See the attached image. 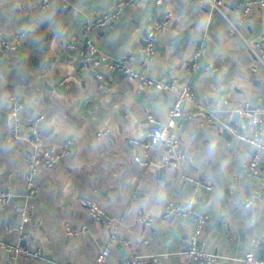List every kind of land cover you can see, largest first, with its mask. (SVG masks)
Masks as SVG:
<instances>
[{
	"label": "crops",
	"instance_id": "0c3cea01",
	"mask_svg": "<svg viewBox=\"0 0 264 264\" xmlns=\"http://www.w3.org/2000/svg\"><path fill=\"white\" fill-rule=\"evenodd\" d=\"M118 1L52 0L42 9L41 0H0V30L8 38L24 34L17 51L0 50V191L15 194L0 204V264H93L111 228L92 218L82 199L103 206L119 224L123 241L113 246L107 264L133 254L155 257L158 264H200L187 254L199 217L205 218L206 249L219 255L213 264H245L248 253L259 252L256 239H264V197L252 199L258 183L245 172L254 147L202 118H180L183 165H164L167 145L152 141L148 115L167 123L176 91L158 90L104 64L92 66L82 60L80 48H68L87 20ZM245 1L224 0L222 14L189 0H133L114 22L92 30L91 38L100 52L153 77L192 84L199 103L221 121L237 122L240 104L255 108L264 100V66L248 45L263 34L264 5L251 7L241 33L230 22H237ZM164 20L157 52L147 59L144 37ZM197 52L200 67L190 71ZM14 98L22 104L25 132L43 116L38 124L43 145L60 149L71 141L67 157L34 174L32 195L27 161L35 147L26 137H11ZM142 143H149L147 149ZM261 166L264 172V153ZM170 201L190 210V217H166ZM23 210L29 222L22 221ZM139 214L149 222H140ZM67 226L84 230L70 235ZM17 244L41 256L6 253L4 245Z\"/></svg>",
	"mask_w": 264,
	"mask_h": 264
},
{
	"label": "built area",
	"instance_id": "2783aa9c",
	"mask_svg": "<svg viewBox=\"0 0 264 264\" xmlns=\"http://www.w3.org/2000/svg\"><path fill=\"white\" fill-rule=\"evenodd\" d=\"M133 0H119L114 9L99 14L87 20L82 27V36L78 40L68 43L70 49H81L82 60L92 66L100 64L106 65L109 69L121 72L126 76L135 78L145 85H150L161 91H176L177 97L170 110V120L167 123H161L154 114H149L148 118L151 123L150 136L154 143H165L167 145V152L162 156L163 164L179 168L183 165L185 156L181 151L179 140L177 137L176 127L179 118L192 120L195 118H202L206 123L221 126L222 129L228 130L230 134L239 140H243L251 144L255 151L251 160L245 167V172L255 179L258 183L252 199L264 197V172L262 170L261 161L264 153V100L255 108H252L248 102L239 105L238 114L241 120L237 122L221 121L214 110L204 106L197 101L196 91L192 84H179L177 78H156L150 74L136 68L133 64L124 59L114 58L111 55L100 52L99 48L91 38L92 30L103 28L114 22L121 14L124 7L131 3ZM52 0H41L42 9H47ZM264 5V0H246L238 8V19L231 25L233 28L241 33L240 25H242L250 12L253 5ZM191 5L207 4L211 12H220L224 14V0H189ZM168 22L166 20L156 22L151 26L143 40L142 51L147 59H152L157 52V38L159 34L165 29ZM24 34H14L12 38H8L0 30V50L4 52H13L19 49ZM249 48L258 60L264 66V31L260 39L254 44H248ZM199 52L195 55L194 59L188 63V69L194 71L200 67L198 60ZM99 79L103 80L102 75H98ZM187 103H193L191 106ZM22 104L18 99L14 98L10 102V116H11V137L14 139L26 137L35 147L34 152L30 155L27 161V183L29 186V195L34 193L33 176L43 167H53L58 165L62 159L67 157L71 152V141H67L63 146L58 149L54 145H43L38 131V124L43 116L35 118L29 123V129L24 131L25 124L21 119ZM246 128L251 129V133H247ZM147 149L149 143H142ZM138 163H145L141 157L136 156ZM194 181L191 177H186ZM15 194L11 190L0 191V204H7L14 200ZM82 203L86 206L92 218L111 228V237L108 244L96 256L93 264H107L108 258L112 253L113 246L123 241L120 236L119 224L116 218L110 215L103 206L90 199H82ZM22 221L29 222L30 215L28 210L22 211ZM166 217L172 215H180L183 217H190V210L183 205L170 201L164 209ZM139 221L149 222L150 218L143 214H139ZM205 224V218L199 217L196 222V227L191 233L188 241V256L200 264H213L219 255L210 252L206 249L205 243L201 239L202 230ZM67 233L70 235H78L84 230H74L67 226ZM256 245L259 248L258 253H248L242 261L245 264H264V239L257 238ZM4 249L9 255H23V256H36L40 257L39 252L32 253L25 249L22 245H4ZM118 264H158L157 258L145 257L140 254H133L126 257Z\"/></svg>",
	"mask_w": 264,
	"mask_h": 264
},
{
	"label": "water",
	"instance_id": "95a60500",
	"mask_svg": "<svg viewBox=\"0 0 264 264\" xmlns=\"http://www.w3.org/2000/svg\"><path fill=\"white\" fill-rule=\"evenodd\" d=\"M62 5H64V3H62ZM180 119V118H179ZM187 122H189V121H191V120H186ZM224 133L225 134H227V135H229L230 137L232 136L230 133H229V131L228 130H224Z\"/></svg>",
	"mask_w": 264,
	"mask_h": 264
}]
</instances>
